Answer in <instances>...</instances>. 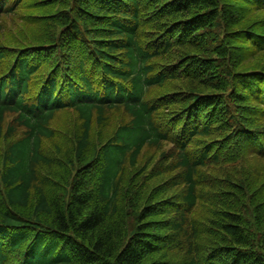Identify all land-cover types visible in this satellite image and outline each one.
Returning a JSON list of instances; mask_svg holds the SVG:
<instances>
[{
    "label": "trees",
    "instance_id": "obj_1",
    "mask_svg": "<svg viewBox=\"0 0 264 264\" xmlns=\"http://www.w3.org/2000/svg\"><path fill=\"white\" fill-rule=\"evenodd\" d=\"M0 264H264V0H0Z\"/></svg>",
    "mask_w": 264,
    "mask_h": 264
},
{
    "label": "rangeland",
    "instance_id": "obj_2",
    "mask_svg": "<svg viewBox=\"0 0 264 264\" xmlns=\"http://www.w3.org/2000/svg\"><path fill=\"white\" fill-rule=\"evenodd\" d=\"M15 24H16V23H15ZM70 114H72V113H70ZM62 119H63L64 121H63V123H61V125H63V126L67 129L68 124H67L66 116H64ZM68 120H69V123L72 121V116H71V115H68ZM68 128H69V127H68Z\"/></svg>",
    "mask_w": 264,
    "mask_h": 264
}]
</instances>
